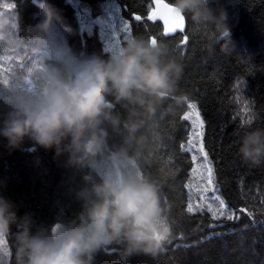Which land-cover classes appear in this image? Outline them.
I'll use <instances>...</instances> for the list:
<instances>
[{
  "label": "clouds",
  "instance_id": "1",
  "mask_svg": "<svg viewBox=\"0 0 264 264\" xmlns=\"http://www.w3.org/2000/svg\"><path fill=\"white\" fill-rule=\"evenodd\" d=\"M32 3L39 19L23 28L0 8V57L25 64L0 79V146L11 154L29 141L51 151L54 160L62 157L60 166L81 176L80 208L43 225L0 195V240L12 239L14 264H95L106 248L115 250L119 264L139 255L155 258L170 234L169 205L160 180L142 172L137 160L158 126L157 114L186 102L177 90L184 64L166 42L142 34L129 35L107 56L76 50L68 43L74 29L61 10L51 0ZM173 8L207 29L201 64L231 54L220 0H174ZM54 23L67 34L63 41L55 39ZM109 127L122 129L119 144L109 143ZM241 127L239 157L258 165L264 161V128Z\"/></svg>",
  "mask_w": 264,
  "mask_h": 264
},
{
  "label": "trees",
  "instance_id": "2",
  "mask_svg": "<svg viewBox=\"0 0 264 264\" xmlns=\"http://www.w3.org/2000/svg\"><path fill=\"white\" fill-rule=\"evenodd\" d=\"M164 1L174 4V0ZM54 3L74 29L68 43L76 50L109 54L96 31L88 33L81 28L78 12L87 8L96 16L113 4L128 24L120 44L129 35L155 37L166 42L169 51L184 64L177 90L186 95V102L173 113L157 114L158 126L137 160L142 172L161 182L163 199L169 205L170 234L155 258L139 255L129 264H264V161L255 166L245 164L237 151L245 130L243 121L249 120L252 128H264V0H220L227 11L234 49L207 64L200 63L207 29L194 27L184 16V30L165 35L160 20L147 19L155 0ZM8 4L15 8H6ZM0 8L18 17L21 28L39 19V9L32 0H0ZM133 13L142 19L134 20ZM188 101L196 105L204 121L203 145L214 170V185L238 219L214 221L208 212L187 211L186 184L192 161L181 146L189 133L184 119ZM109 133L110 144H119L124 135L119 128L109 127ZM62 159L54 160L51 151L34 148L29 141L11 154L0 146V195L15 202L21 214L32 212L38 224L47 225L58 216L70 218L80 208L76 193L82 180L60 166ZM212 223L221 226L210 228ZM5 244L7 262L1 264H14L12 239L5 238ZM95 264H119L115 250L106 248L98 253Z\"/></svg>",
  "mask_w": 264,
  "mask_h": 264
},
{
  "label": "rangeland",
  "instance_id": "3",
  "mask_svg": "<svg viewBox=\"0 0 264 264\" xmlns=\"http://www.w3.org/2000/svg\"><path fill=\"white\" fill-rule=\"evenodd\" d=\"M121 16L122 15L118 12L117 5L115 6L113 4L111 6H107V7L105 6L102 14H98L96 16L91 15V13L89 12L87 8H85L82 12H78V17L80 19L81 28L88 33H92L93 31H96L99 37L104 42V46L109 53L115 51V49L121 45L120 41L126 38V34H127L126 30H127L128 24H127V21H125ZM13 18L15 19L14 15H13ZM114 21L117 22L116 26L114 24ZM122 31H125V32L121 33ZM53 35L55 39L58 41L64 40V36L62 35L60 29L56 26L55 23L53 24ZM24 67H25V64L21 62L19 57H17L15 61H13V58L10 56L0 57V79L7 80L9 75H11L13 72L22 70ZM36 67L38 68L39 66H36ZM27 83L29 87H35L31 79H29ZM0 95H2V93H0ZM189 103L191 102L188 101V104ZM186 113L189 114L192 119H195V112L189 107L187 111L185 112V114ZM187 122L189 124V133H190L191 132V119H188ZM200 130L201 129H199L198 127L197 131H200ZM189 133H188L187 140L183 144L184 148L188 147ZM196 140H197V147H198L200 143L199 137H197ZM187 153H189L190 157H192L193 154L198 156V161H197L198 165L204 164L203 157L200 156L198 152L194 153L192 151H187ZM208 162L211 165L209 159H208ZM192 167H193V163H191V168L189 171V178L186 184V185H191V187H186L187 194H188V206L189 204H191L194 209H197L196 211H194V213L207 212L206 206L208 203H212L213 207L218 209L219 201H215L213 197L215 195L220 196V194L217 188L215 187V185L214 187L217 190L215 193L210 192V191L209 192L204 191V189L207 187L206 167L202 170H199L195 178H193L191 175ZM201 197H206V199H201ZM201 205H203L202 209L200 208ZM209 214L211 215V213ZM226 214H230V215H233L234 217H237V213L233 209L228 208L227 206H226ZM2 242L3 240H0V243ZM5 248H6V244H5V239H4V245L0 246V264L7 262L8 251H7V248L5 251Z\"/></svg>",
  "mask_w": 264,
  "mask_h": 264
},
{
  "label": "snow or ice",
  "instance_id": "4",
  "mask_svg": "<svg viewBox=\"0 0 264 264\" xmlns=\"http://www.w3.org/2000/svg\"><path fill=\"white\" fill-rule=\"evenodd\" d=\"M51 2L55 5L54 0H51ZM156 3V9L152 10L149 14V16L147 17V19L155 21L157 19L163 20L164 24H165V34L170 33V32H174L177 28H181L183 27V16H181L173 7L170 8L167 4H161L160 0H155ZM56 6V5H55ZM6 8L9 9H14L15 5L13 4H8L5 5ZM133 19L134 20H141L142 17L140 15H137L135 13H133ZM172 20V24L173 26L169 27V21ZM153 41L157 40L155 37H152ZM188 107L190 109H192L195 112V119H192L190 117L189 114H185L184 119L188 120L191 119V132L189 133V139H188V147L184 148V146L182 145V149L184 151H192L194 153H199L200 156L203 157L204 160V164L202 165H198L197 161H198V156L193 154L191 157V161L193 163V167L191 169V175L193 178H195L197 176V173L199 170H202L206 167V171H207V187L204 189L205 192H213L215 193L217 190L214 187V176H213V168L211 167V165L208 162L207 159V153L204 151V145H203V136H204V132L202 131L203 126H204V121L203 119L200 117V113L198 110H196V105L193 103H189ZM244 124L250 123L249 120H245L243 121ZM199 127V129H201L200 131H197V128ZM199 137L200 139V143L199 146L197 147V140L196 138ZM204 178V177H202ZM186 187H191V185H186ZM201 199H206V197H201ZM213 199L215 201H219V208H214L212 203H208L207 204V212L211 213L212 215V219L214 221H221L222 219H228V220H232V219H238V217H234L233 215L230 214H226V205H225V201L223 199H221V197L219 195H215L213 197ZM200 208H203V205L200 206ZM197 209H194L193 206L191 204H189L187 211L189 213H192L194 211H196ZM241 211H245L244 209H241ZM218 226L217 223H212L209 225L210 228H216ZM168 236L165 238V240H167ZM164 240V241H165ZM4 245V240L2 243H0V246Z\"/></svg>",
  "mask_w": 264,
  "mask_h": 264
},
{
  "label": "water",
  "instance_id": "5",
  "mask_svg": "<svg viewBox=\"0 0 264 264\" xmlns=\"http://www.w3.org/2000/svg\"><path fill=\"white\" fill-rule=\"evenodd\" d=\"M160 3L161 4H167L170 8H172L173 7V5H171V4H169V3H167V2H165L164 0H160ZM154 9H156V3H154V5H153V10ZM181 16H183V15H181ZM183 27H182V29L181 28H177L174 32H170V33H167V34H165V24H164V22H163V20H160V19H158V20H160L161 21V23H162V25H163V31H164V34L165 35H173V34H175L176 32H179V31H183L184 30V28H185V26H186V20H185V17L183 16ZM171 26H173V24H172V20H170L169 21V27H171Z\"/></svg>",
  "mask_w": 264,
  "mask_h": 264
}]
</instances>
